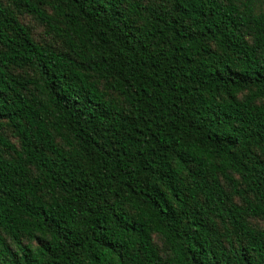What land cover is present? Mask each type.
<instances>
[{"label":"trees","instance_id":"trees-1","mask_svg":"<svg viewBox=\"0 0 264 264\" xmlns=\"http://www.w3.org/2000/svg\"><path fill=\"white\" fill-rule=\"evenodd\" d=\"M0 264H264V0H0Z\"/></svg>","mask_w":264,"mask_h":264},{"label":"rangeland","instance_id":"rangeland-1","mask_svg":"<svg viewBox=\"0 0 264 264\" xmlns=\"http://www.w3.org/2000/svg\"><path fill=\"white\" fill-rule=\"evenodd\" d=\"M24 21L27 22V23H29V24H30V23H33V22H31L30 19H28V18L24 19ZM36 32L38 33L39 30H36ZM38 36H39V34L36 35L37 38H38Z\"/></svg>","mask_w":264,"mask_h":264}]
</instances>
